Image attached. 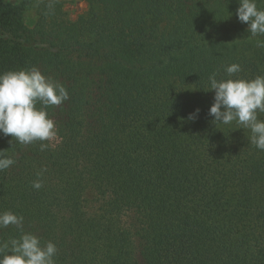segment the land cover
<instances>
[{
    "label": "trees",
    "instance_id": "1",
    "mask_svg": "<svg viewBox=\"0 0 264 264\" xmlns=\"http://www.w3.org/2000/svg\"><path fill=\"white\" fill-rule=\"evenodd\" d=\"M230 1L86 0L69 20L64 0H37L33 28L25 2H0V73L35 66L70 94L47 109L44 151L0 134L16 161L0 171V212L55 243L56 264H264V151L209 115L211 74L264 75V36L218 39L251 35Z\"/></svg>",
    "mask_w": 264,
    "mask_h": 264
},
{
    "label": "clouds",
    "instance_id": "2",
    "mask_svg": "<svg viewBox=\"0 0 264 264\" xmlns=\"http://www.w3.org/2000/svg\"><path fill=\"white\" fill-rule=\"evenodd\" d=\"M236 15L241 23L248 25L249 38L264 36V9L257 0H239ZM256 47L264 48V40L257 39ZM229 77L242 72L239 64L226 67ZM208 85L214 91V103L209 115L214 123L230 125L235 121L241 129L250 130V143L264 151V75L253 79H217L213 73ZM70 99L66 87L59 81L44 75L38 67L10 70L0 73V134L11 136L18 143L29 145L41 142V151L49 147L57 135L56 122L47 109L61 106ZM223 109V110H222ZM200 109L190 114L196 119ZM16 161L0 151V171L13 166ZM33 181L32 187L39 190L43 181ZM25 218L12 211L0 212V229L14 227L19 235L0 241V264H56L58 248L52 241L42 242L40 236L25 231Z\"/></svg>",
    "mask_w": 264,
    "mask_h": 264
},
{
    "label": "rangeland",
    "instance_id": "3",
    "mask_svg": "<svg viewBox=\"0 0 264 264\" xmlns=\"http://www.w3.org/2000/svg\"><path fill=\"white\" fill-rule=\"evenodd\" d=\"M37 0H0V2L4 3H22L25 2L27 7L25 8L24 20L26 25L29 28H33L37 23V12H36V2ZM233 8L228 10V15L230 16V20L234 22H240L236 15L237 9L239 8V0H231ZM258 7L264 9V0H257ZM88 9V5L86 0H64V11L67 14L69 20H76L80 15L85 13ZM220 41H224L226 43H236L239 45L245 44L250 41L249 37H235V36H226L223 35L218 37ZM259 39V38H257ZM256 39V40H257Z\"/></svg>",
    "mask_w": 264,
    "mask_h": 264
}]
</instances>
